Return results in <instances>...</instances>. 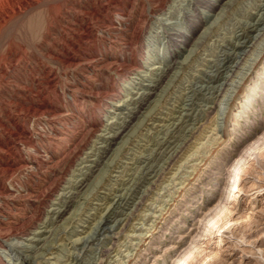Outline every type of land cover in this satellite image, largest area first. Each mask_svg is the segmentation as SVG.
<instances>
[{"label": "rangeland", "instance_id": "obj_1", "mask_svg": "<svg viewBox=\"0 0 264 264\" xmlns=\"http://www.w3.org/2000/svg\"><path fill=\"white\" fill-rule=\"evenodd\" d=\"M225 1L0 0V264H264V0Z\"/></svg>", "mask_w": 264, "mask_h": 264}, {"label": "bare ground", "instance_id": "obj_2", "mask_svg": "<svg viewBox=\"0 0 264 264\" xmlns=\"http://www.w3.org/2000/svg\"><path fill=\"white\" fill-rule=\"evenodd\" d=\"M161 1V0H160ZM127 2V1H126ZM199 2L201 3V2H204V3H208L207 4V8H208V11H212V12H216V11H218L219 9H220V7L221 6H223V7H225V6H227L228 5V1L226 2L225 0H199ZM232 2H233V0H232ZM264 2V1H263ZM63 3V2H62ZM66 3V2H65ZM78 3V2H77ZM162 3V2H161ZM183 3V2H182ZM193 3V2H192ZM191 3V4H192ZM128 4V3H127ZM260 4H262V3H260ZM260 4H259V7H260ZM104 5V4H103ZM178 5H179V3H178ZM182 5V4H181ZM78 6V5H77ZM85 6V5H84ZM94 6V5H93ZM97 6V5H96ZM109 6V5H108ZM125 6V5H124ZM229 6V5H228ZM257 6V5H256ZM193 7V6H192ZM113 8V7H112ZM122 8V7H121ZM129 9V8H128ZM221 9H222V7H221ZM264 9V8H263ZM100 10V9H99ZM187 10V9H186ZM197 9L196 8H193V10H191V11H189V12H187L186 13V15L188 16V15H195L196 13H197ZM223 11V10H222ZM221 11V12H222ZM90 12H92V11H90ZM98 12V11H97ZM175 12V11H174ZM174 12H173V14H174ZM220 12V13H221ZM103 13V12H102ZM218 14V15H221V14ZM223 13V12H222ZM263 13H264V10H263ZM87 14V13H86ZM99 14V13H98ZM111 14H112V12H111ZM172 14V13H171ZM184 14V13H183ZM259 14V13H258ZM262 14V13H261ZM88 15V14H87ZM122 15V14H121ZM199 15V14H198ZM217 15V16H218ZM216 16V17H217ZM119 17V16H118ZM214 18V19H217L218 20V18H219V16H218V18ZM96 18V17H95ZM139 18V17H138ZM262 18H263V16H262ZM92 19V18H91ZM121 20H123V19H121ZM125 20V19H124ZM202 20L203 19H200L199 21L198 20H195L194 22H193V27H191V29H188V32L185 34V35H183L184 37H183V39L180 41V44L178 45V47L177 48H172L169 52H168V57H171V62L167 65V68L168 69H172L173 70V68L180 62V61H178V59H179V54L182 52L181 50H183V49H185V47H187L191 42H193V40H194V37H195V35H196V33L198 32V30H199V28H200V23L202 22ZM215 21V20H214ZM259 21H262V20H259ZM102 22V21H101ZM263 23L264 22H259V24H252L253 26V28L251 29V30H253V31H257V30H260L259 28H260V26L262 27L263 26ZM106 25V24H105ZM109 25V24H108ZM250 26V25H249ZM74 28V27H73ZM73 28H71V29H73ZM79 28V27H78ZM123 28V27H122ZM161 28V27H160ZM177 28H180V27H177ZM209 28V27H208ZM245 28V27H244ZM248 29V28H247ZM69 30H70V28H69ZM136 30V29H135ZM207 30V29H206ZM262 30H264V26L262 27ZM204 31V30H203ZM132 32H134V31H132ZM208 32V31H207ZM206 32V33H207ZM245 32V31H244ZM259 32V31H258ZM177 33H179V34H181L182 33V30H179ZM176 33V34H177ZM247 33V32H246ZM260 33V32H259ZM134 34V33H133ZM264 35V34H263ZM136 36V35H135ZM202 36V35H201ZM238 36V35H237ZM80 37V36H79ZM133 37V36H132ZM177 38H179V37H177ZM199 38V37H198ZM261 38V37H260ZM55 39V38H54ZM256 39V38H255ZM262 39V38H261ZM59 40V39H58ZM84 41V40H83ZM263 41H264V39H263ZM76 42V41H75ZM93 43V42H92ZM238 43V42H237ZM262 43V42H261ZM196 44V43H195ZM233 44V43H232ZM234 44H235V42H234ZM255 44V43H254ZM259 44V43H258ZM257 44V45H258ZM62 45V44H61ZM84 45V44H83ZM247 45V44H246ZM243 46V44L241 43V41L235 46V47H237V48H240V47H242ZM248 46V45H247ZM261 46V45H260ZM194 47V46H193ZM231 47V46H230ZM252 47V46H251ZM247 48H249V47H247ZM258 48H259V46H258ZM149 49V48H148ZM231 49V48H230ZM250 49V48H249ZM223 50V49H222ZM246 50V49H245ZM252 50V49H251ZM251 50H249L250 52H251ZM255 51V50H254ZM254 51L253 52H251V53H254ZM76 52V51H75ZM236 52H238V51H236ZM258 51H256V53H257ZM264 52V51H263ZM242 53V52H241ZM248 53V52H247ZM77 54V53H76ZM230 53H228V55H229ZM232 54V53H231ZM230 54V55H231ZM237 54V53H236ZM260 54V53H259ZM150 55V54H149ZM227 55V54H226ZM79 56V55H78ZM96 56V55H95ZM151 56V55H150ZM149 56V57H150ZM235 56V55H234ZM237 56V55H236ZM243 56V55H242ZM54 57V56H53ZM65 57V56H64ZM250 57H251V55H250ZM249 57V58H250ZM254 57V56H253ZM103 58V57H102ZM186 58V57H185ZM234 58V57H233ZM233 58H231V59H233ZM240 58V57H239ZM239 58H236V59H239ZM87 59V58H86ZM91 59V58H90ZM89 59V60H90ZM109 59V58H108ZM149 59V58H148ZM245 59H246V57H245ZM85 60V59H84ZM145 60V59H144ZM169 60V59H168ZM234 60V59H233ZM249 60H251V59H249ZM55 61V60H54ZM60 61V60H59ZM67 61V60H66ZM105 61V60H104ZM148 61V60H147ZM238 60H236V62H237ZM245 61V60H244ZM70 62V61H69ZM87 62V61H86ZM106 62V61H105ZM112 62H114L115 63V61H112ZM123 62V61H122ZM126 62V64H127V61H125ZM223 62V61H222ZM239 62V61H238ZM240 62H242V61H240ZM83 63V62H82ZM113 63V64H114ZM145 63V62H144ZM144 63L142 62L141 63V65H144ZM165 63H166V61H165ZM124 64V63H123ZM251 64H253V63H251ZM101 65V64H100ZM117 65V64H116ZM118 65H119V63H118ZM227 65H230V64H227ZM234 65V64H233ZM247 65V64H246ZM246 65H244V66H246ZM126 66V65H125ZM178 66V65H177ZM224 66V65H223ZM236 66V65H235ZM241 66V65H240ZM239 66V67H240ZM243 66V68L245 69L246 67H244ZM253 66V65H252ZM104 67V66H103ZM132 67H134V66H132ZM237 67V66H236ZM159 68V67H158ZM225 68H227L226 66L224 67V69ZM142 69V68H141ZM230 69V68H229ZM232 69V68H231ZM239 69V68H238ZM238 69H236L235 68V70L237 71ZM242 69V68H241ZM153 70H155V69H153ZM158 71H159V69H158ZM165 72L164 73H166V71H167V69H165L164 70ZM235 71V72H236ZM243 71V70H242ZM229 72V71H228ZM233 72V71H232ZM232 72H231V74H232ZM234 72V73H235ZM238 72V71H237ZM247 72V71H246ZM158 73V72H157ZM233 73V74H234ZM245 73V72H244ZM159 74V73H158ZM232 74V75H233ZM238 74V73H237ZM240 74V73H239ZM152 75V74H151ZM164 75V74H163ZM166 75V74H165ZM236 75V74H235ZM241 75H243V74H241ZM241 75H239V77L241 76ZM234 76V75H233ZM160 77V76H159ZM167 78V77H166ZM173 78V77H172ZM233 78V77H232ZM215 79V78H214ZM232 80V79H231ZM234 80V79H233ZM240 80V79H239ZM155 81V80H154ZM162 81V80H161ZM212 81V80H211ZM214 81V80H213ZM217 81V80H216ZM230 81V80H229ZM156 82V81H155ZM159 82V81H158ZM209 82V81H208ZM228 82V81H227ZM236 82V81H235ZM234 82V84H235V86H236V83ZM153 83V82H152ZM171 83V82H170ZM229 83V82H228ZM47 84V83H46ZM153 84H156V83H153ZM227 84V83H226ZM231 84H232V81H231ZM227 85H229V84H227ZM147 86V85H146ZM149 86V85H148ZM162 86V85H161ZM157 87V86H156ZM156 87H155V85L154 86H150L149 87V92L146 94H144V95H140L141 96V99H142V101L141 102H145L146 100H149V98H150V96H152L153 95V92H154V90H156ZM213 87V86H212ZM230 87H232V86H230ZM211 88V87H210ZM209 88V89H210ZM214 88V87H213ZM212 88V89H213ZM228 88H229V86H228ZM234 88V87H233ZM228 90V89H227ZM230 90V89H229ZM233 90V89H232ZM153 91V92H152ZM212 91V90H211ZM90 92V91H89ZM140 92V91H139ZM147 92V91H146ZM218 92V91H217ZM233 92V91H232ZM253 92H254V90H253ZM111 93V92H110ZM113 93V92H112ZM156 93V92H155ZM160 93V92H159ZM227 93V92H226ZM138 94V93H137ZM203 94V93H202ZM220 94V93H219ZM224 93H221V95H223ZM253 94V93H252ZM216 95V94H215ZM226 95V94H225ZM139 96V97H140ZM157 96V95H156ZM160 96V95H159ZM194 96V95H193ZM206 96V95H205ZM251 97V96H250ZM120 98V97H119ZM159 98V97H158ZM226 98V97H225ZM135 99V98H134ZM140 99V98H139ZM156 99V98H155ZM189 99V98H188ZM133 100V99H132ZM26 101V100H25ZM155 101V100H154ZM157 101H158V99H157ZM156 101V102H157ZM140 102V103H141ZM147 103V102H146ZM226 103V102H225ZM137 104H138V102H137ZM153 104V106L155 105L154 103H152ZM185 104V103H184ZM191 104V103H190ZM144 105V104H143ZM186 105V104H185ZM192 105V104H191ZM137 107V106H136ZM189 107V106H188ZM192 107V106H191ZM190 107V108H191ZM224 107V106H223ZM118 108V107H117ZM139 108V107H138ZM171 108V107H170ZM226 108V107H225ZM225 108H223L222 110H220L219 111V113H220V115H221V117H217L218 118V120L217 119H215V120H217V121H219V123H220V125H221V120H223V122H224V120L226 119V109ZM38 109V108H37ZM187 109V108H186ZM219 109V108H218ZM229 109V108H228ZM132 110H134V109H132ZM191 110V109H190ZM51 111V110H50ZM53 111V110H52ZM27 112H28V110H27ZM41 112V111H40ZM46 112V111H45ZM126 112V111H125ZM128 112V111H127ZM138 112V111H137ZM142 112H144V110L142 111ZM37 113V112H36ZM133 113V112H132ZM218 113V112H217ZM31 114V113H30ZM41 114V113H40ZM130 113H128V115H129ZM135 115L137 114L136 112L134 113ZM130 116V115H129ZM132 116V115H131ZM145 117V116H144ZM131 118V117H130ZM137 118V117H136ZM180 118V117H179ZM129 119V118H128ZM127 119V120H128ZM126 120V121H127ZM133 120V118L130 120L129 119V121L126 123V125L125 124H123V125H125L122 129H119V130H117L118 131V133H117V136H119V135H121L124 131H126L125 130V127H127L128 126V124H129V122L130 121H132ZM184 120V119H183ZM227 120V119H226ZM186 121H187V119H186ZM120 122V121H119ZM182 122V121H181ZM215 122V121H214ZM226 122V121H225ZM134 123V122H133ZM218 122H217V124H219ZM106 124V123H105ZM160 124V123H159ZM169 124V123H168ZM174 124V123H173ZM120 125V124H119ZM122 125V124H121ZM118 126V125H117ZM217 126V125H216ZM114 127V126H113ZM169 127V126H168ZM91 128V127H90ZM103 128V127H102ZM105 128V127H104ZM130 128H131V126H130ZM130 128H128V129H130ZM217 128V127H216ZM28 129V128H27ZM114 129H115V127H114ZM177 129V128H176ZM104 130V129H103ZM133 130V129H132ZM115 131V130H114ZM116 131V132H117ZM129 132H130V130H129ZM178 132V131H177ZM219 132V131H218ZM224 132V134L226 133V131L224 130L223 131ZM168 133V132H167ZM220 133V132H219ZM10 134H12V135H15L13 132H11ZM125 134V133H124ZM128 133H126V136H128L127 135ZM184 134V133H183ZM18 135V134H17ZM109 135V134H108ZM113 135H115V133L113 134ZM213 135V134H212ZM216 135H218V134H216ZM103 136V135H102ZM116 136V137H117ZM122 136V135H121ZM124 136V135H123ZM219 136H220V134H219ZM188 137V136H187ZM109 138V137H108ZM217 138V137H216ZM107 139V138H106ZM111 139V138H110ZM116 139V138H115ZM115 139H113V140H115ZM219 139V138H218ZM220 139H221V137H220ZM109 140V139H108ZM122 140V139H121ZM189 140V139H188ZM117 141V140H116ZM116 141H114V142H116ZM215 141V140H214ZM217 141H219V140H217ZM27 142V141H26ZM158 142V141H157ZM174 142V141H173ZM162 143V142H161ZM170 143V142H169ZM218 143V142H217ZM121 144H122V141H121ZM155 144V143H154ZM100 145V144H99ZM181 145V144H180ZM104 146V145H103ZM104 148V147H103ZM119 148V147H118ZM173 148V147H172ZM176 148V147H175ZM109 149V148H108ZM179 149V148H178ZM248 150V149H247ZM246 150V151H247ZM176 151V150H175ZM9 152H10V154H12V151L11 150H9ZM106 153V152H105ZM247 153V152H246ZM249 153V152H248ZM93 154V153H92ZM102 155V154H101ZM106 155V154H105ZM151 155V154H150ZM193 155V154H192ZM244 155V154H243ZM187 156V155H186ZM190 156V155H189ZM102 157H103V155H102ZM181 157V156H180ZM196 157V156H195ZM243 157H245V156H243ZM93 158V157H92ZM106 158V157H105ZM113 158V157H112ZM173 158V157H172ZM186 158V157H185ZM132 159V158H131ZM188 159H189V157H188ZM103 160V159H102ZM109 160V159H108ZM133 160V159H132ZM165 160V159H164ZM171 160V159H170ZM97 161V160H96ZM163 161V160H162ZM186 161V160H185ZM207 161V160H206ZM100 162V161H99ZM157 162V161H156ZM190 162V161H189ZM101 163V162H100ZM99 163V164H100ZM106 163H108V162H106ZM168 163V162H167ZM174 163V162H173ZM21 164V163H20ZM102 164V163H101ZM162 164V163H161ZM176 164V163H175ZM197 164H199L198 162H197ZM14 164H11V166H13ZM91 165H92V163H91ZM90 166V165H89ZM107 166V165H106ZM143 166V165H142ZM7 167V166H6ZM26 167V166H25ZM92 167H93V165H92ZM104 167V166H103ZM9 168V167H8ZM90 168V167H89ZM143 168V167H142ZM95 169H97V168H95ZM109 169V168H108ZM167 169V168H166ZM104 170V169H103ZM156 170V169H155ZM162 170H164V169H162ZM182 170V169H181ZM194 170V169H193ZM89 171V170H88ZM91 171H92V169H91ZM101 171V170H100ZM141 171V170H140ZM139 171V172H140ZM187 171V170H186ZM185 171V172H186ZM3 172V171H2ZM95 172V171H94ZM98 172V171H97ZM135 172V171H134ZM145 172V171H144ZM155 172V171H154ZM122 173V172H121ZM138 173V172H137ZM182 173V172H181ZM1 174V173H0ZM7 174V173H6ZM10 174V173H9ZM88 174V173H87ZM140 174V173H139ZM12 175H13V172H12ZM15 175V174H14ZM142 175V174H141ZM158 175V174H157ZM183 175V174H182ZM234 175H236V171L234 172V174H233V176ZM10 176V175H9ZM89 176V175H88ZM95 177H96V175H94ZM129 176V175H128ZM87 177V176H86ZM230 177V176H229ZM7 178V177H6ZM147 178V177H146ZM174 178V177H173ZM231 178V177H230ZM234 178V177H233ZM1 179H3V178H1ZM89 179V178H88ZM93 179H95V178H93ZM133 179V178H132ZM135 179V178H134ZM79 180V179H78ZM91 180H92V178H91ZM99 180V179H98ZM109 180H111V179H109ZM83 181V180H82ZM86 181V180H85ZM149 181V180H148ZM175 182V181H174ZM81 183V182H80ZM86 182H82V184L79 186L80 188V190L81 189H83L84 188V184H85ZM185 183V182H184ZM87 184V183H86ZM140 184V183H139ZM175 184V183H174ZM191 184V183H190ZM169 185V184H168ZM187 185V184H186ZM232 185V184H231ZM76 186V185H75ZM173 186V185H172ZM162 187V186H161ZM6 188V187H5ZM127 188V187H126ZM125 188V189H126ZM181 188V187H180ZM78 189V190H79ZM84 189H86V188H84ZM93 189V188H92ZM124 189V190H125ZM147 189V188H146ZM167 189V188H166ZM176 189V188H175ZM179 189V188H178ZM95 191V190H94ZM119 191V190H118ZM128 191V190H127ZM127 191H126V194H127ZM133 191H134V189H133ZM145 191V190H144ZM110 192V191H109ZM131 192V191H130ZM134 192H136V191H134ZM77 193V191H75V194ZM79 193V192H78ZM77 193V194H78ZM147 193V192H146ZM67 194H70V193H67ZM86 194V193H85ZM104 194V193H103ZM107 194V193H106ZM130 194V193H129ZM0 195H1V193H0ZM228 195V194H227ZM123 196V195H122ZM131 196V195H130ZM130 196H129V198H130ZM70 197V196H69ZM124 197V196H123ZM122 197V198H123ZM126 197V196H125ZM153 197V196H152ZM165 197V196H164ZM229 197V196H228ZM60 198V197H59ZM110 199V198H109ZM114 199H115V197H114ZM119 199V198H118ZM223 199V198H222ZM78 200V199H77ZM123 200V199H122ZM124 201V200H123ZM126 201H127V199H126ZM138 201V200H137ZM227 201V198H224L223 199V202H226ZM114 202V201H113ZM139 202V201H138ZM125 203H127V202H125ZM148 203V202H147ZM69 204V203H68ZM110 204V203H109ZM116 204V203H115ZM150 204V203H149ZM167 205V204H166ZM62 206V205H61ZM114 206V205H113ZM116 206V205H115ZM120 206V205H119ZM122 206V205H121ZM158 206V205H157ZM68 207H70V206H67L65 209H63V210H61V211H59L58 212V218L59 219H62L63 217H64V215L67 213V211H68ZM100 207V206H99ZM108 207H109V205H108ZM107 207V212H106V214H105V216H104V223H107V222H109V221H111L112 219H111V215L114 213L113 212V210H112V208H111V206H110V208H108ZM123 207V206H122ZM152 207H153V205H152ZM226 207V206H225ZM104 208H106V207H104ZM163 209H164V207H162ZM224 207H222V209H223ZM100 209V208H99ZM154 209V208H153ZM158 209V208H157ZM160 209V208H159ZM222 209H220L219 211H221ZM225 209V208H224ZM223 209V210H224ZM49 210V209H48ZM167 210V209H166ZM166 210H164V211H166ZM159 211V210H158ZM157 211V212H158ZM160 211H161V209H160ZM159 211V212H160ZM55 212V211H54ZM57 213V212H56ZM72 213V212H71ZM162 213V212H161ZM165 213V212H164ZM125 214V213H124ZM153 214V213H152ZM72 216V215H71ZM155 216V215H154ZM157 216H159V215H157ZM159 217H161V215L159 216ZM52 218V217H51ZM119 218H117V220H118ZM157 219V218H156ZM120 220V219H119ZM118 220V221H119ZM127 220V219H126ZM156 221V220H155ZM154 221V222H155ZM120 222V221H119ZM129 222V221H128ZM161 222V221H160ZM103 223V224H104ZM17 224V223H16ZM126 224V223H125ZM154 224V223H153ZM152 224V225H153ZM26 225V224H25ZM105 225V224H104ZM151 225V226H152ZM24 227V226H23ZM66 227V226H65ZM106 227V226H105ZM104 227V228H105ZM141 227H143V226H141ZM145 227H148V225H146ZM150 227V226H149ZM97 228V227H96ZM101 228V227H100ZM107 228V227H106ZM152 228V227H151ZM154 228V227H153ZM152 228V229H153ZM137 229V228H136ZM39 230V229H38ZM97 230V229H96ZM151 230V229H150ZM4 231V230H3ZM43 231V230H42ZM50 231V230H49ZM91 231V230H90ZM7 232V231H6ZM50 232H52V231H50ZM55 232V231H54ZM107 232V231H106ZM127 232V231H126ZM139 232V231H138ZM141 232H143V231H141ZM35 233V232H34ZM95 233V232H94ZM2 234V233H1ZM8 234V233H7ZM145 234V233H144ZM16 235V234H15ZM135 235V234H134ZM142 235V234H141ZM21 236V235H20ZM95 236V235H94ZM132 236V235H131ZM135 236H138V234L136 233V235ZM11 237V236H10ZM36 237V236H35ZM50 237V236H49ZM145 237V236H144ZM187 237H188V235H187ZM141 238V237H140ZM40 239V238H39ZM54 239V238H53ZM139 239V238H138ZM143 239V238H142ZM198 239H199V237H198ZM10 240V239H9ZM17 240V239H16ZM38 240V239H37ZM88 240V239H87ZM87 240H85V242L87 241ZM91 240V239H90ZM128 240V239H127ZM179 240V239H178ZM79 241V240H78ZM77 241V242H78ZM182 240H180V242H181ZM184 241V240H183ZM182 241V242H183ZM199 241V240H198ZM76 242V243H77ZM92 242V241H91ZM123 242V241H122ZM21 243V242H20ZM41 243V242H40ZM88 243V242H87ZM132 243V242H131ZM85 244V243H84ZM90 244V243H89ZM88 244V245H89ZM123 244V243H122ZM121 244V245H122ZM126 244V243H125ZM21 245V244H20ZM119 245V244H118ZM131 245V244H130ZM28 246V245H27ZM43 246V245H42ZM129 246V245H128ZM138 246V245H137ZM33 247V246H32ZM31 246L29 247V250L31 251V252H34L35 251V249H33ZM20 248V247H19ZM26 248V247H25ZM193 248V247H192ZM28 250V249H27ZM26 250V251H27ZM110 250V249H109ZM121 250V249H120ZM119 250V251H120ZM129 250V249H128ZM191 250V249H190ZM131 251V250H130ZM190 252V251H189ZM35 253V252H34ZM103 253V252H102ZM122 253V252H121ZM127 253V252H126ZM129 253V252H128ZM108 254V253H107ZM124 254V253H123ZM130 254V253H129ZM126 255V254H125ZM131 256V255H130ZM114 257V256H113ZM178 257H180V256H178ZM177 257V258H178ZM176 258V257H175ZM175 258H174V260H175ZM102 259V258H101ZM109 259V258H108ZM115 259H117V258H115ZM114 259V260H115ZM181 258H178L177 260H175V261H173L174 262V264H182L181 262V260H180ZM38 260V259H37ZM111 260V259H110ZM122 260V259H121ZM131 260V259H130ZM112 261V260H111ZM110 261V262H111ZM118 261V260H117ZM123 261V260H122ZM122 261H120V262H122ZM109 262V263H110ZM114 262V261H113ZM117 263V262H116ZM123 263V262H122ZM32 264V263H31ZM71 264V263H70ZM121 264V263H120ZM123 264H125V263H123Z\"/></svg>", "mask_w": 264, "mask_h": 264}]
</instances>
